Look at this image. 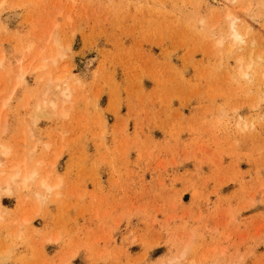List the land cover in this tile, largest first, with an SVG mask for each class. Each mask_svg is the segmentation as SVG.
Segmentation results:
<instances>
[{
	"label": "rangeland",
	"instance_id": "obj_1",
	"mask_svg": "<svg viewBox=\"0 0 264 264\" xmlns=\"http://www.w3.org/2000/svg\"><path fill=\"white\" fill-rule=\"evenodd\" d=\"M5 2L7 64L18 65L20 41L40 47L53 33L70 45L55 73L80 82L65 117L29 124L30 164L40 159L58 187L45 200L1 198L0 264H160L187 241L178 264H264V0ZM227 13L244 35L229 53L213 46ZM249 52L242 85L236 57ZM26 114L9 122L24 127ZM237 120L247 128L235 132Z\"/></svg>",
	"mask_w": 264,
	"mask_h": 264
},
{
	"label": "bare ground",
	"instance_id": "obj_2",
	"mask_svg": "<svg viewBox=\"0 0 264 264\" xmlns=\"http://www.w3.org/2000/svg\"><path fill=\"white\" fill-rule=\"evenodd\" d=\"M214 2H216V0H214ZM232 2L234 3L235 0H232ZM5 3V0L0 1V12ZM223 17L229 21V31L226 34L217 35L213 41V46L214 48H218L220 50L219 52H222L224 51L222 47L227 45V52L229 53L232 52L234 48L236 49L244 44V35L238 32L236 28V19L232 17V15L227 13L224 14ZM200 22L204 23V20L201 19ZM3 29L5 30L0 22V30ZM4 32L6 33V31ZM46 37L48 38L44 40V46L40 47H36L32 40H28L25 44L20 41L17 47L19 50H22L23 53L22 55L20 54L21 58L17 59L18 65L15 68L7 64L3 50L0 51V76L10 85L8 93L5 96L3 95L4 97L2 96V99L0 98V118L2 117V119H0V222H2L6 213L4 206L1 204V198L3 196L10 197L23 191H33L38 197L36 199L45 200V198L58 187V181L52 182L48 174H41L40 165L42 161L40 159L36 160L34 165L30 164L31 157L33 159L36 147L31 140L32 128H30L29 124H34L40 117H65L75 102L74 87H76L80 81L75 79L67 70L55 73V69L57 70L56 67L58 66L57 64L64 57V52L70 50V45L66 44L62 47L53 33H50L48 36L46 35ZM253 58L256 61V57ZM253 58L251 52H249L247 56L240 55L236 57L238 65L236 79H238V77L247 78V82L240 83L242 85H247L253 80V76L251 78L249 76V72L252 70L255 63ZM30 74H36L39 88H35V92L37 93H35L34 90L28 91L27 89L28 80L26 76ZM257 83H260V81L257 80ZM6 86L8 85L6 84ZM20 87H24L23 95L18 98L19 106L13 111L10 103L14 101L15 95ZM8 107L9 111L12 110L10 112L12 119V115L19 112L20 109L23 110L24 114L28 113L25 117L21 118L23 120L21 123L24 124V127L22 125V127L18 126L15 128L12 122H9L8 116L10 113L8 116L6 114L2 115L3 110ZM4 113H6V111H4ZM31 120L32 123H30ZM247 126V122L237 120L234 123V131L241 132L246 129ZM41 148L47 151L50 148V143L42 144ZM16 151L23 153L22 156H20V154L18 155ZM25 222L27 223L28 220H25ZM23 223L24 222H22L21 225ZM18 225L14 224L13 232L20 228L21 225L19 227ZM21 234V230L20 232L18 231V233H16V238L21 237ZM188 251L189 241L182 246L177 257H173L167 260V262L160 264H178L179 259L185 257ZM193 261L194 260H192L191 263H195ZM233 262L234 261H232L231 264H233ZM218 263L219 261L211 264Z\"/></svg>",
	"mask_w": 264,
	"mask_h": 264
}]
</instances>
